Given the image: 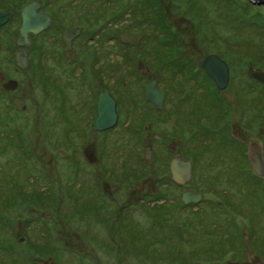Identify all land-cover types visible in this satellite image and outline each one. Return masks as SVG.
<instances>
[{"label":"flooded vegetation","instance_id":"1","mask_svg":"<svg viewBox=\"0 0 264 264\" xmlns=\"http://www.w3.org/2000/svg\"><path fill=\"white\" fill-rule=\"evenodd\" d=\"M30 1L39 3L50 24L19 43V10L16 38L0 47L8 56L2 63L7 69L0 70L6 147L23 155L20 124L31 121L41 143L63 155L55 157V168L80 166L66 179L73 187L80 181L84 212L100 214L101 227L108 223L117 230L116 237H100L103 242L153 244L139 231L134 214L142 212L164 219L166 232L181 235L176 239L193 245L190 251L202 246V252L187 253L192 260H219L248 245L242 259L263 261L264 48H227L226 55L189 47L185 38L194 30H185L181 20L188 21L193 11L200 16L190 0L188 7L182 0H29L23 5ZM49 4L53 13L44 10ZM9 11L0 32L12 20ZM212 56L227 65L224 88L202 66ZM102 95L115 101L117 117L112 126L95 128ZM162 123L165 129L158 131ZM123 133L136 150L125 164L127 173L111 170L115 164H110L118 152L109 144L123 141ZM119 150L121 159L122 145ZM176 160L191 163L189 179H175ZM23 162L13 157L8 164L13 175L24 168L25 183ZM52 171L51 186L59 179ZM124 175L142 180L144 190L127 189ZM16 188L20 197L39 195L21 184ZM185 193L199 199L185 203ZM241 229L249 230L248 241L238 236ZM149 256L146 260L154 259Z\"/></svg>","mask_w":264,"mask_h":264},{"label":"rangeland","instance_id":"2","mask_svg":"<svg viewBox=\"0 0 264 264\" xmlns=\"http://www.w3.org/2000/svg\"><path fill=\"white\" fill-rule=\"evenodd\" d=\"M27 1L29 0H0V11L9 9L13 13L12 20L0 32V47L7 45L6 42H12L8 40L16 38L20 23L19 10ZM182 1L183 7H188L187 1ZM188 4L189 7L199 9L200 14L198 17L193 11L188 14V21L181 20L185 30L187 26H192L194 30L192 35L185 38L189 47L196 46L204 53L224 52L226 55L227 48H264V3L258 0H190ZM44 10L53 13V5H47ZM178 21L172 20V23ZM5 50L6 48H0V70L7 69V66L2 64L8 57ZM256 51L253 50L254 53ZM243 65L238 67L242 68ZM0 120L2 121V118ZM0 125L4 126V123L1 122ZM165 126L162 123L158 131H163ZM20 127L24 139L19 149L22 156L16 155L12 146L6 147L8 143L0 129V264H264V260L256 262L242 259L241 253L245 252L246 248H251L248 245H244L239 252L232 251L219 260H192L187 253L202 252L200 250L202 246L190 251L189 246L193 245L182 244L176 239V237L182 239L181 235H169L166 232L164 219L147 218L142 212L134 214L141 222L139 231L151 236L154 240L153 244L134 245L121 241L114 243L110 239L103 242L100 237H116L117 230L111 231L108 223L104 228L101 227L104 223L103 219L99 218L100 214L85 213L84 192L78 189L82 186L81 184L78 186L80 181L75 178L77 181L73 187L74 183L70 185L66 179L72 176L75 167V170H78L80 166L60 163L59 167L55 168L53 163L55 157H63V155L57 156L58 151L41 143L32 132L31 121L20 124ZM126 135L123 133L124 140L119 141L120 144H109V150L118 152L114 153L115 159H111V167L115 164L111 170H120L121 173L128 172V166L125 164L129 165L132 162L130 156L136 152L135 148H131V142ZM121 145L124 153L122 152L120 159ZM194 155L195 153H190L189 157L192 158ZM13 157L24 160L27 177L25 183L22 181L24 168L21 175L19 173L13 175L11 172L8 162ZM141 163L144 165L143 160ZM84 167L90 168V164ZM54 169L57 174L55 177L59 179L51 186ZM36 176L39 179L35 180ZM42 176L43 178H40ZM48 176L50 179H47ZM124 178L125 183L130 182L128 186L126 185L130 191L136 190L140 193L144 190L142 180L139 184L136 183L137 178L133 180L129 175H124ZM19 184L38 191L39 195L20 197L21 194H17L16 188ZM111 188L107 185V191ZM122 205L123 202L118 203V207ZM171 223L172 220H169L168 225ZM248 231L241 229L238 236L248 241L251 238ZM19 236L24 238L22 242L17 241ZM128 236L135 234L130 233ZM149 254L153 255L154 259L146 260L150 257Z\"/></svg>","mask_w":264,"mask_h":264},{"label":"water","instance_id":"3","mask_svg":"<svg viewBox=\"0 0 264 264\" xmlns=\"http://www.w3.org/2000/svg\"><path fill=\"white\" fill-rule=\"evenodd\" d=\"M264 3V0H258ZM20 16L22 20V25L19 29V43L27 35V33H38L50 24L49 16L39 11V3L37 1H30L23 5L20 9ZM11 18V12L5 10L0 13V27L4 25ZM202 66L205 68L207 73L216 80L220 88H224L228 79L227 65L220 60L218 57L212 56L207 58ZM260 77V76H259ZM160 105V103H159ZM98 117L94 127H110L116 121V109L115 101L107 98L106 95L99 97L97 102ZM108 116L107 123L104 124L101 121L102 117ZM191 163L187 161L176 160L173 162V173L177 181H185L191 177ZM186 169V174L184 173ZM199 196L192 195V193L184 194V202L187 203L190 200H198ZM23 237L19 236L17 238L18 242H22Z\"/></svg>","mask_w":264,"mask_h":264}]
</instances>
